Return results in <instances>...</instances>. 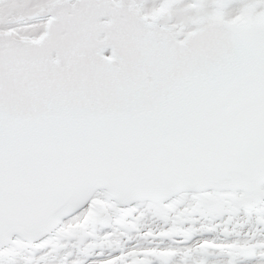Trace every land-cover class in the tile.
<instances>
[{
    "label": "snow or ice",
    "instance_id": "obj_1",
    "mask_svg": "<svg viewBox=\"0 0 264 264\" xmlns=\"http://www.w3.org/2000/svg\"><path fill=\"white\" fill-rule=\"evenodd\" d=\"M0 264H264V0H0Z\"/></svg>",
    "mask_w": 264,
    "mask_h": 264
}]
</instances>
